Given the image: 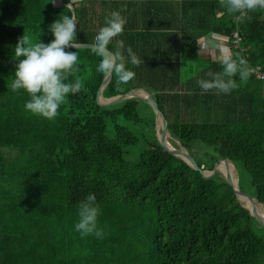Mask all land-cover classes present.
Segmentation results:
<instances>
[{"label":"trees","instance_id":"1","mask_svg":"<svg viewBox=\"0 0 264 264\" xmlns=\"http://www.w3.org/2000/svg\"><path fill=\"white\" fill-rule=\"evenodd\" d=\"M53 1L0 0V264H264V227L221 173L205 178L156 135L128 159L144 139L116 119L138 125L139 103L151 107L138 98L99 105L105 76L92 48L78 49V70L69 76L82 78L86 91L70 95L55 118L27 112L30 96L11 85L21 36L48 43V26L75 12L76 42L92 45L106 17L120 11L125 31L109 47L122 39L141 63L128 64L136 73L128 84L112 77L103 97L148 90L167 118L170 142L203 169L219 159L242 168L264 206V82L250 72L234 78L230 94L198 85L209 72H222L225 59L264 66V8L236 20L227 0H84L74 12ZM213 34L228 38V58L205 47ZM198 143L210 147L211 160L193 155L205 150ZM90 193L101 209L103 239L75 231L78 206Z\"/></svg>","mask_w":264,"mask_h":264},{"label":"clouds","instance_id":"2","mask_svg":"<svg viewBox=\"0 0 264 264\" xmlns=\"http://www.w3.org/2000/svg\"><path fill=\"white\" fill-rule=\"evenodd\" d=\"M72 0H67V7H71ZM264 8V0H227L229 13H238L239 20L245 11ZM127 20L120 11H112L105 19L91 47L100 57L96 71L105 77H116L117 85L128 84L135 78L136 73L128 67L139 66L141 63L137 53L131 46L125 48L124 40L116 41L115 48L109 46L120 37ZM48 32L53 39L45 43L42 40L33 42L26 34L18 39L14 49V58L18 61L11 78L13 90H23L30 99L25 103V110L33 115L46 119L55 118L60 108L72 94L86 91L82 78L69 81L74 74L79 61L78 49L83 46L77 43V23L74 17L64 15L48 26ZM215 35V34H213ZM75 48L76 51L71 49ZM220 73H208L209 79L198 80L202 92L216 90L230 94L238 87L235 77L245 80L252 69L243 59H225ZM101 209L97 197L90 193L78 206V220L75 231L81 237L94 236L103 239L105 229L99 225Z\"/></svg>","mask_w":264,"mask_h":264},{"label":"water","instance_id":"3","mask_svg":"<svg viewBox=\"0 0 264 264\" xmlns=\"http://www.w3.org/2000/svg\"><path fill=\"white\" fill-rule=\"evenodd\" d=\"M80 1H84V0H72V5H71V9L74 12V4L76 2H80ZM53 4L55 7H62V6H66L67 4L63 3L61 0H54ZM74 18L76 20V16H75V12H74ZM81 48H92L91 45L89 44H85L83 45ZM93 49V48H92ZM112 77H105L99 91L97 94V102L99 105L101 106H111L113 104H116L122 100L128 99V98H138L144 102H146L155 112L156 116H157V121H159V119H161V132L162 134H159L157 132V139L160 142L161 146L164 147L167 151H169L171 154H173L174 156H176L177 158L183 160L184 162H186L188 165H190L192 168L196 169L197 171H199L205 178L207 179H213L218 173H221L225 180L227 181V183L233 188L235 195L238 199V201L240 202V204L242 205L243 208H245L250 216L262 227H264V221H262L261 219H259V217H257L254 208H256L257 210V199L254 196L248 195L246 193H244L243 191H241V189L238 186V183L235 184V182L233 181L231 175L228 172H221L218 169V164L221 161L224 162H230L226 159H219L218 162L214 165L213 169L210 170V173H206L205 170L203 169V167H201L197 161L194 159V157L189 153V151L182 145L180 144L178 141V147H174V146H167V139H164L163 134L167 133V137H168V141L170 143V139L172 138L174 139L167 130V125H168V121L167 118L165 117L164 113L160 110L157 102L155 101L152 93H150L148 90L144 89V88H136V89H132L131 91H129L128 93L125 94H121L119 96L113 97V98H104L102 93L103 90L105 89V87L107 86V84L111 81ZM142 90L146 93L149 94L148 97H142L141 95H139L138 93H136L137 91ZM102 99H105L106 102L101 101ZM166 140V141H165ZM168 143V144H169ZM171 144V143H170ZM245 197L248 201H250L252 203V205L250 204H245L243 201V198Z\"/></svg>","mask_w":264,"mask_h":264},{"label":"rangeland","instance_id":"4","mask_svg":"<svg viewBox=\"0 0 264 264\" xmlns=\"http://www.w3.org/2000/svg\"><path fill=\"white\" fill-rule=\"evenodd\" d=\"M205 47L208 48L209 52H211L215 56L217 55V54L214 53V50L211 47H209L208 44H206ZM104 102H106V101H104ZM117 104H113V105L115 106ZM138 111H139L140 116L142 118L141 123L138 124V125H132V124L126 122L123 118H117L116 119V122H118L119 124L128 125L129 127L131 126L132 130H134L140 137H143V139H144V141L142 140L139 148L130 149L129 155H128V159L131 160V161H135L137 159L139 152L147 147V143L153 142V136L156 135V137H157V132L158 133H162L161 132V124L159 123V121H157V116H156L155 112L151 108H149L143 102H140L139 106H138ZM169 139L172 142L174 140V139L172 140V138H169ZM171 145L174 146L173 143H171ZM197 145L201 146L202 148H205V150L204 149L201 150L199 148L193 149V155L196 158H198L199 160H202L204 162L206 160L207 161L211 160L210 157L206 158L207 153H209L207 150H209L208 148H210V147L206 146V145H204L202 143H198ZM211 153H213L215 155H218L213 150H210V154ZM229 163L232 166V171L234 172V175L237 178L238 186L241 189V191H243L244 193L252 196L253 188H252V185H251V179H250L249 175L242 168L241 169H240V167L236 168V166L233 163H231V162H229ZM204 170H205V172L210 173L209 169L205 168ZM219 171L222 172V170H219ZM233 181H234V179H233ZM248 202L251 203L250 201H248ZM258 207H260L261 209L262 208L264 209V207L262 205L258 206ZM257 217H258V215H257ZM262 218H264V217L262 216Z\"/></svg>","mask_w":264,"mask_h":264},{"label":"built area","instance_id":"5","mask_svg":"<svg viewBox=\"0 0 264 264\" xmlns=\"http://www.w3.org/2000/svg\"><path fill=\"white\" fill-rule=\"evenodd\" d=\"M245 15V12L242 16ZM228 38L226 36L221 35H212L210 38L206 40L209 47L214 50V53L217 54L216 56H221L223 58H228L231 54L230 47L227 45ZM242 42V38L238 31L233 33L232 44L234 47H240ZM252 69L251 74L254 75L257 79L264 82V66L263 65H256L250 67Z\"/></svg>","mask_w":264,"mask_h":264},{"label":"bare ground","instance_id":"6","mask_svg":"<svg viewBox=\"0 0 264 264\" xmlns=\"http://www.w3.org/2000/svg\"><path fill=\"white\" fill-rule=\"evenodd\" d=\"M137 92H138V94L141 95L142 97H148V96H149L148 93H146V92H142V90H139V91H137ZM137 92H136V93H137ZM101 101L104 102V101H106V100L101 98ZM159 123H160V124L162 123V122H161V119H159ZM159 134H162V133H159ZM163 137H164V139H167V141L165 140L166 143H167V146H171V144H170L169 141H168L167 133H164V134H163ZM171 142H172V141H171ZM168 143H169V144H168ZM218 169H219V170H222V172H228V173L231 175L232 179H234L235 184L238 183V182H237V178L235 177L234 172L232 171V166H231V164H230L229 162L221 161V162L218 164ZM206 173H208V172H206ZM242 198H243V201H244L245 204H250V205H252L251 203H249V202L247 201L246 198H244V197H242ZM257 206H261V205H258V204H257ZM263 207H264V206H263ZM254 210H255L256 215H258L259 219H261L262 221H264L263 218H262V216L264 217V209H261V208L257 207V210H256V208H254Z\"/></svg>","mask_w":264,"mask_h":264}]
</instances>
